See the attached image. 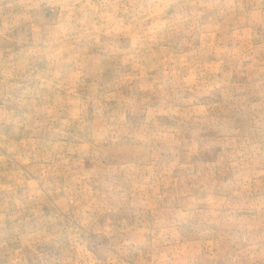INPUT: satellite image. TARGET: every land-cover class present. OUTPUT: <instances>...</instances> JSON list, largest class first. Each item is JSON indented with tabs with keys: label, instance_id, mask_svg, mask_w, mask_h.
<instances>
[{
	"label": "rangeland",
	"instance_id": "1",
	"mask_svg": "<svg viewBox=\"0 0 264 264\" xmlns=\"http://www.w3.org/2000/svg\"><path fill=\"white\" fill-rule=\"evenodd\" d=\"M0 264H264V0H0Z\"/></svg>",
	"mask_w": 264,
	"mask_h": 264
}]
</instances>
